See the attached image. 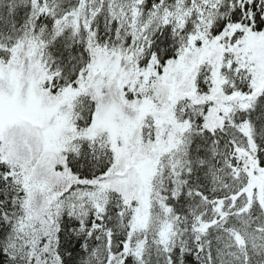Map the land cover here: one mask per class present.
<instances>
[{"label":"snow or ice","instance_id":"1","mask_svg":"<svg viewBox=\"0 0 264 264\" xmlns=\"http://www.w3.org/2000/svg\"><path fill=\"white\" fill-rule=\"evenodd\" d=\"M0 264H264V0H0Z\"/></svg>","mask_w":264,"mask_h":264}]
</instances>
